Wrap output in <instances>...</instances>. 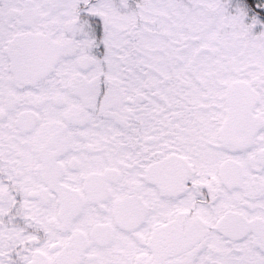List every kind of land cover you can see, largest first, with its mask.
Returning a JSON list of instances; mask_svg holds the SVG:
<instances>
[{
    "label": "snow or ice",
    "instance_id": "snow-or-ice-1",
    "mask_svg": "<svg viewBox=\"0 0 264 264\" xmlns=\"http://www.w3.org/2000/svg\"><path fill=\"white\" fill-rule=\"evenodd\" d=\"M0 264H264V0H0Z\"/></svg>",
    "mask_w": 264,
    "mask_h": 264
}]
</instances>
